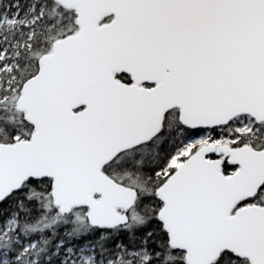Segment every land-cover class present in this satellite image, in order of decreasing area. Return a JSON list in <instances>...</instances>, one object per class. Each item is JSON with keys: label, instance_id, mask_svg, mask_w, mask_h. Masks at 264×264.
<instances>
[{"label": "snow or ice", "instance_id": "snow-or-ice-1", "mask_svg": "<svg viewBox=\"0 0 264 264\" xmlns=\"http://www.w3.org/2000/svg\"><path fill=\"white\" fill-rule=\"evenodd\" d=\"M0 264H264V0H0Z\"/></svg>", "mask_w": 264, "mask_h": 264}]
</instances>
